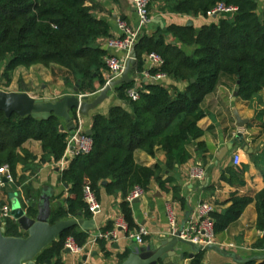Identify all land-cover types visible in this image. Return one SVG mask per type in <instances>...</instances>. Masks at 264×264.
Returning a JSON list of instances; mask_svg holds the SVG:
<instances>
[{
	"label": "trees",
	"instance_id": "obj_1",
	"mask_svg": "<svg viewBox=\"0 0 264 264\" xmlns=\"http://www.w3.org/2000/svg\"><path fill=\"white\" fill-rule=\"evenodd\" d=\"M169 1H173L170 12L183 16L207 17V13L218 4L235 7L237 11L218 17L217 23L204 25L198 32L191 27H169L165 34H170L183 46L195 48L191 55L176 45L167 44L163 34L140 35L134 46L136 64L133 73L142 74L145 58L155 54L163 64L150 70L149 74L160 73L187 86L179 91L163 84L144 83L138 88L137 101L127 97V91L135 87L134 82L115 88L119 100L128 106L130 112L114 106L108 111V118L100 114L93 117L91 150L88 154L76 155L62 171L60 182L68 187L69 197L63 207L52 211L51 225L75 218L79 213L92 217L83 190L89 188L98 202L99 190L103 187L107 195L119 193L123 197L120 213L127 225L128 236L135 225L127 197L135 188L147 192L153 181L162 188L171 183L170 180H161L162 170L157 165L137 164L134 152L142 151L153 156L158 148L165 154L168 169L187 163L191 158L187 146L204 135L199 127L205 116L202 102L215 90L220 75L236 79L238 98L242 101L249 102L263 93L264 20L257 14V0ZM92 11L84 0H0L1 78L8 84L17 69L42 66L51 70L53 78L63 75L73 79L78 83L80 93L95 94L94 83L98 82L100 87L105 83L104 58L107 56L97 41L108 38L111 29L108 23L96 19ZM70 114L75 123L61 130L62 119L53 115L41 120L14 114L7 118L0 112V167L6 165L16 181V168L28 165L31 160L24 148L29 140L40 143L41 162L61 161L68 139L77 126L76 111ZM261 135L264 136V120ZM199 147L202 148L201 143ZM228 173L237 185L243 184V170L229 168ZM171 191L174 200L183 203L179 190L171 188ZM228 202L231 205L224 212L212 214L215 236L237 221L251 203L256 211L255 227L264 232V188L253 198L232 194ZM34 214L35 210L28 206L27 215L33 217ZM5 229L7 237L23 236L11 220L6 221ZM111 229L109 224L103 233ZM69 237L79 247L87 241L85 232H80L77 227L68 229L36 257V264L48 260L61 264L60 255ZM253 247L263 248L264 236ZM127 256L128 251L120 255L119 260L122 262ZM190 264H204L203 253H197Z\"/></svg>",
	"mask_w": 264,
	"mask_h": 264
},
{
	"label": "crops",
	"instance_id": "obj_2",
	"mask_svg": "<svg viewBox=\"0 0 264 264\" xmlns=\"http://www.w3.org/2000/svg\"><path fill=\"white\" fill-rule=\"evenodd\" d=\"M84 1L86 6L92 8L93 16L108 23L111 29L110 36L98 40L97 45L107 53V56H116L123 59V53L107 47V40L121 35L117 28V21H124L132 27L136 26L137 17L131 1ZM172 6L173 1H152L149 7L150 23L143 29L142 35L151 37L163 34L167 44L176 45L185 54L191 55L195 48L183 46L170 34H165L168 28L171 26L191 27L198 32L204 25L217 23L219 18L191 17L171 13L169 8ZM257 14L261 20H264V0H257ZM144 68L146 70V63ZM2 71L3 66L0 67V91L7 93L27 92L35 99H58L63 95L73 94L74 88L78 85L73 79H67L63 75L53 78L51 70L42 66L17 69L8 84L1 78ZM103 74L105 79L106 71ZM142 74H134L133 71L130 74L137 88L144 83H153ZM16 75L21 76L19 86L17 85ZM157 84L173 87L179 91H183L187 86L186 83H177L170 78H166ZM37 86H40L41 92L37 91ZM94 87L97 91L102 88L98 82L94 83ZM236 88L237 81L235 78L225 75L219 76L215 90L206 96L202 102V110L205 116L199 122V127L203 130L204 135L187 146L191 158L184 165H175L172 169H168L165 154L158 148L155 149L153 156H149L142 151L134 152V160L137 164L146 167L157 165L162 170L161 180L164 182L171 181V183H166L164 188L153 181L142 199H139L137 203H130L135 229L128 236L126 234L127 230L120 231L117 229L116 241L100 240L93 248H85L79 255L65 253L64 249L60 255L61 264H122L127 258L121 262L119 256L124 252L128 251L129 256L138 247H149L150 245L158 250L161 248V241L171 239L172 236L169 234L170 229L166 217L167 204L172 205L176 227L179 230L186 215L190 213V217H192L199 203H210L214 206L216 213H222L231 205L228 201L232 194L239 197L253 198L263 190L264 136L261 135V124L264 120V116H262L264 91L251 101L245 102L238 97L235 100L233 99ZM78 94H82L79 92V85ZM96 96L97 94L91 96L90 101ZM114 106H121L130 112L128 106L119 100L115 90H113L109 93L108 99L94 111L89 112L87 116L76 115V121L80 124L84 134L91 131L92 120L95 115L107 116L110 108ZM235 113L239 115L240 119L248 122L242 130L236 128ZM237 133L243 135L246 150H241L242 144L235 141ZM200 143L202 148L199 147ZM227 145H231V150L221 161H218L216 156ZM24 148L29 152L31 160L28 165H20L16 168V181L14 184L4 183L0 187V204L2 206L8 205L10 210L16 205L24 209L32 203L37 204L40 201L49 203L51 211L60 206L63 207L69 194L68 187H64V184L60 182V177L62 171L68 168L74 157L72 154L67 153L64 160V170H60L59 164L51 160L41 162L43 152L39 142L29 140L24 144ZM234 154L240 155V165L238 167H234L232 164ZM196 167L204 169L205 175L201 180H191L189 178L190 170ZM229 168L243 170L241 177L243 184L241 186L237 185L235 180H232L228 173ZM171 188L179 190V197L183 200V203L174 200ZM122 202L123 197L121 194L107 195L104 188H100L98 212L89 218L85 215L81 218L75 217V219L94 221L95 228L90 232H85L87 241L83 246L98 232L103 233V229L107 228L109 224L112 225L111 231H113L116 222L123 220L120 213ZM57 203L61 205L57 206ZM255 222L256 211L254 204L251 203L245 208L237 221L215 236L216 247L222 251V254L215 250L204 252V264H264V247L260 249L253 247L255 242L264 236V232L256 229ZM141 227L147 231V235L143 238V243L138 245L130 236L135 234ZM77 229L83 232L79 227ZM192 254L194 257L196 256V253L186 244L169 245L164 260L159 264H190L191 258L189 255ZM48 261L43 264L55 263V260Z\"/></svg>",
	"mask_w": 264,
	"mask_h": 264
},
{
	"label": "water",
	"instance_id": "obj_3",
	"mask_svg": "<svg viewBox=\"0 0 264 264\" xmlns=\"http://www.w3.org/2000/svg\"><path fill=\"white\" fill-rule=\"evenodd\" d=\"M129 56L130 58L121 76L117 80L105 85L92 101H90V96L88 95H83L79 98L78 85L74 88L73 94L63 95L58 99H35L27 92L7 93L0 91V112L7 118L14 114L21 118L31 117L41 120H46L53 115L62 119L64 122V126L60 128L61 130L69 128L73 125L70 115L71 111L78 112L80 116H87L89 112L94 111L107 100L109 93L115 90V88L123 84L134 82V79L130 77L136 64L134 48L131 50ZM190 82L193 83L194 81L191 80ZM237 97L238 82L236 91L233 93V99L235 100ZM106 118L108 117L106 116ZM234 119L237 129L242 130L248 124L247 121L240 119L237 113L234 114ZM85 135L90 137L91 131H88ZM235 141L242 144L241 150H246V145L243 143V135L241 133L235 135ZM230 150L231 145H227L221 149L216 156L217 160L221 161ZM64 187H66V185H64ZM138 201L139 199H136L131 203H137ZM60 205V203H57V206ZM30 207L35 210L33 217L27 215L28 207L23 209L19 205H16L10 210L11 221L17 225L20 234L23 235L22 237H7L5 235L6 223H2L0 219V264H36V257L45 248L56 241L64 231L79 227L83 232H90L95 228L93 220L75 218L61 220L51 225L50 217L52 211L49 203L40 201L37 204L32 203ZM96 212L98 211L96 210ZM82 216V213L78 214V217L81 218ZM190 216V213L186 215L181 227L171 239L160 242L161 248L158 250L154 249L153 245L149 247H138L131 252L122 264H159L164 260L168 246H174L177 243L188 245L196 254L211 250H215L222 254V251L217 248L216 245L200 247L180 239V234ZM64 252L69 253V250L65 249ZM189 256L191 259L194 258L193 254Z\"/></svg>",
	"mask_w": 264,
	"mask_h": 264
},
{
	"label": "built area",
	"instance_id": "obj_4",
	"mask_svg": "<svg viewBox=\"0 0 264 264\" xmlns=\"http://www.w3.org/2000/svg\"><path fill=\"white\" fill-rule=\"evenodd\" d=\"M131 5L135 11L137 17L136 26L132 27L127 25L124 21H117V28L121 35L116 38H111L107 40V47L111 50L120 52L124 54V58L121 59L116 56H107L104 59L106 66L105 83L103 87L110 82L117 80L123 70L125 65L130 58L129 54L137 43L143 29L150 23L149 16V5L151 0H130ZM237 11L235 7L225 6L224 4H218L211 11L207 13V17H220L222 15H232ZM146 70L143 72V76L150 79L153 83H160L167 77L163 74H149L152 69L159 68L163 64V60L155 55L150 54L146 57ZM102 87V88H103ZM101 88V89H102ZM99 89L95 94H98ZM95 94H80L79 98L83 95L93 96ZM127 97L131 101H137L139 98L138 88L134 87L127 91ZM77 116H80L76 112ZM91 150V139L87 137L80 124L77 123L76 129L69 137L67 142V148L64 157L58 162L59 169L64 170V160L67 153L72 154L75 157L78 154H88ZM232 164L234 167L240 165V155L234 154L232 157ZM205 175L204 169L196 167L190 170L189 178L191 180H201ZM4 180V182H3ZM4 183L14 184L15 179L9 171V168L4 165L0 167V187ZM145 192L140 188H135L132 193L127 197V202L131 203L136 199H142ZM83 198L90 212L93 214L98 210V202L95 199L93 192L89 188H84ZM0 219L2 223H6L7 220H11L10 207L4 205L0 209ZM215 212V208L212 204L207 202H202L197 205L195 213L192 217L186 221L185 226L180 234V239L190 242L194 245L200 247H206L208 245H216L215 234H214V222L212 220V214ZM166 217L169 226V234L173 236L177 232L175 213L171 204L166 205ZM127 230V225L124 220H118L116 222L115 229L109 233L98 232L95 234L90 241L86 243L85 246L79 247L73 238L69 237L65 240L64 249L69 250V253L73 255H79L85 248H93L96 243L100 240H117L116 230ZM147 235V231L141 227L138 231L131 235L130 238L134 239L138 245L143 243V238Z\"/></svg>",
	"mask_w": 264,
	"mask_h": 264
},
{
	"label": "rangeland",
	"instance_id": "obj_5",
	"mask_svg": "<svg viewBox=\"0 0 264 264\" xmlns=\"http://www.w3.org/2000/svg\"><path fill=\"white\" fill-rule=\"evenodd\" d=\"M14 74V73H13ZM13 74H12V76H13ZM12 76H11V79H12ZM21 76H19V75H16V81H17V85L19 86V80L21 79L20 78ZM37 91L38 92H41V89H40V86H37ZM2 207V206H1Z\"/></svg>",
	"mask_w": 264,
	"mask_h": 264
}]
</instances>
